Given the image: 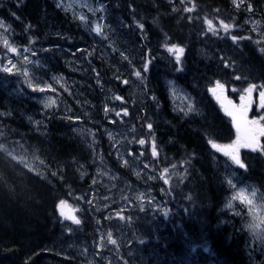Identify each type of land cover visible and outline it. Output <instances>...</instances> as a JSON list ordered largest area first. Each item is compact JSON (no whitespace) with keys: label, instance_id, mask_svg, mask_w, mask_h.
Masks as SVG:
<instances>
[{"label":"trees","instance_id":"16d2710c","mask_svg":"<svg viewBox=\"0 0 264 264\" xmlns=\"http://www.w3.org/2000/svg\"><path fill=\"white\" fill-rule=\"evenodd\" d=\"M102 2L106 34L111 38L106 56L88 28L58 0H0V19L14 32L13 44L32 46L35 51L31 60L35 82L31 84L23 72H4L0 67V264H90L96 218L89 212L90 221L83 220L77 231L57 207L61 201L80 202L78 194L91 185L95 163L103 161L123 171L105 133L98 129L110 104L126 111L122 121L131 127L128 139L156 165L151 184L156 197L164 202L174 199L182 211V207L188 210L179 225L168 223L155 208L145 210L150 216L142 223L148 217L151 222L137 231L145 244L155 246L160 264L166 259L178 262L185 250L182 234L194 232L197 222L226 264H253L238 231L243 225L227 220L222 210L232 186L212 143L235 133L209 89L219 82L235 89L233 99L250 84L264 91V36L239 27L247 9L232 0ZM250 3L264 22V5L257 6L259 0ZM206 21L212 22L216 35L208 31ZM221 21L232 25L228 35L220 36ZM231 36L237 41L231 43ZM174 44L184 47L181 64L165 53ZM1 55L0 45V59ZM50 76H61L66 83L60 87L70 93L65 107L59 99L53 105L38 91L37 86ZM168 77L183 82L201 98L196 114L183 116L176 111ZM248 108L264 127V108L256 104ZM83 125L91 126L94 136L83 132ZM262 139L257 150L241 151L247 168L235 167L239 181L248 178L264 195ZM152 142L158 146L156 158L150 152ZM96 154L101 156L99 161ZM163 165H169L165 174L161 173ZM171 172L176 176L166 180ZM79 243L86 250H76Z\"/></svg>","mask_w":264,"mask_h":264},{"label":"rangeland","instance_id":"374dc122","mask_svg":"<svg viewBox=\"0 0 264 264\" xmlns=\"http://www.w3.org/2000/svg\"><path fill=\"white\" fill-rule=\"evenodd\" d=\"M58 1L69 13H71L72 17L83 26H85V23L80 20V16H87L89 21L87 27L88 31L97 46L100 47L104 56L109 54L110 51H107L105 48H107V42L110 41L111 38L108 32L106 34L108 26L106 25L104 11L102 13L104 24L102 28L103 35H97L91 32V28L94 27L96 23L100 22L99 17L101 13H97L96 16H93L92 13L88 11V6L82 3L81 0ZM259 1L260 3H257V6L264 5V0ZM100 2L103 4L102 0H100ZM234 4L240 8L245 6L247 9L243 14V24L239 25V27H243L252 34H261L264 36V30L260 32L263 26L261 15L258 10L252 9V7L251 11L249 10V5H253L250 3V0H235ZM91 6L99 7V5ZM0 21L3 20L0 19ZM3 24L4 27H0V45L2 51V57L0 59L2 63L0 67L2 69L5 66L12 68L11 72L19 71L24 74L27 72L29 83L35 82L33 73L31 72V60L35 57V51L32 46H17L13 44L11 37H13L14 32L5 21H3ZM240 28H234L232 30L237 32ZM219 29L222 31L220 36L228 35V32H231L230 28L226 33L222 25ZM5 41L7 43H5ZM231 43H233V41ZM172 46L173 45L170 47ZM175 46L184 49V47L180 45ZM9 48H14L16 51L11 52ZM165 53L171 60L177 63L173 53L168 52L167 49ZM183 56L184 51L180 54V62L177 64H181ZM25 57H27V60H25ZM39 68H41V66H39ZM48 79L49 80L46 82L37 86L39 93H44L48 101L53 103V105H55L58 101L57 99H59L61 107H65L64 101H66L68 95L70 96V93L63 91L60 87L65 88L64 86L66 83L61 79V76H50ZM166 82L169 96L176 111L183 116H192L196 114L195 112L197 111V106L201 98H197L186 84L173 77L166 78ZM258 91H262V89L256 87L251 94L255 96V93ZM228 94L231 97L235 96L233 89L229 90ZM241 95H245L247 99V94H245V92H241ZM241 95H237L238 99L234 97V99L236 98V101L239 102V105L242 103L240 99ZM223 97L225 101H228L224 92ZM255 97H259V95ZM110 101H112V98L109 94V103ZM216 103L221 106L220 102L217 100ZM189 104H191L195 111H188ZM232 105L236 104L232 102ZM106 110L105 122L100 123L98 129H101V133H105V136L112 146L113 156L118 161L123 171L113 170L111 166L108 164L105 165L103 161L95 163L93 176L91 177V185L83 192H79L78 199H80V202L77 203V201L70 202L66 200L73 209L66 206L67 209L62 212V215L66 220H69L72 224L77 226V231L80 227L79 225L83 223V220H85V222L90 221L89 212L96 218L97 227L93 237L94 252L93 255L87 259L90 264H160L159 252L156 250L155 246L145 244V238L137 231V228H146L148 223L151 222V218L148 217L147 219L149 221L145 220V222L142 223L143 218L147 215L150 216L145 210L155 208L164 215V220H167L168 223L169 221H174L175 225H179L181 224L182 217L186 219L185 208L182 207L184 210L182 211L181 207L174 199L164 202L162 199L156 197L151 187L152 182L155 180L154 170L156 169V165L147 152L143 149L138 150L134 143L128 139L127 134L130 132L131 127H128V124L122 121L126 111L118 106L113 107L111 104L106 107ZM186 112H188V115H185ZM117 113H119V115H117ZM253 115L258 117L256 114ZM246 118L249 121L256 120L255 117H251L248 112ZM229 119L233 124L232 118L230 117ZM257 127L262 126L258 123ZM95 131H97V129ZM83 132L89 134L91 137L94 136V129L91 126L87 127L83 125ZM235 133L234 137L227 138L225 141L223 140V142H225L223 145H233L238 139L237 131H235ZM262 138H264V136L257 137L259 144L263 142ZM125 143L128 145L124 148ZM153 148H155V156L152 154ZM245 149L247 148L239 149V156L241 151ZM150 152L153 158L158 156V146L153 142L150 144ZM220 152L222 154L218 157V161L223 164V167H225L229 173L227 183H230L232 186V189L226 193L225 202L222 206L224 217H227V220L232 219L234 222L238 220L239 225H243L238 231H240V234L244 238L242 243H246L244 253L253 261V264L254 261H256L257 264H260V262L263 263V192L260 194V191L255 189V185L248 178L241 177L239 181L238 177L240 173H236L237 169L232 160L230 157L224 155L223 151ZM96 155L99 161L101 156L99 154ZM214 155L216 156L215 153ZM168 166L169 165H163L161 173L165 174V172L168 171ZM172 176H176V173L171 172L166 177V180H172ZM82 203L86 206V209L83 208ZM62 205H65V203ZM165 212H167V214H164ZM77 220L79 221L78 224L75 223ZM133 223H136L138 226L134 227ZM196 224L197 228L194 232H189L185 235L182 234L185 250L182 255L180 254L178 256V262H172L170 259H166L163 264H226L225 259L212 254L207 233L202 232L204 228L201 227V223L197 222ZM163 226L164 224L162 223L161 227ZM112 241H115V243ZM81 247V243H79L76 250ZM82 248L86 250L85 246Z\"/></svg>","mask_w":264,"mask_h":264},{"label":"snow or ice","instance_id":"6c2138e0","mask_svg":"<svg viewBox=\"0 0 264 264\" xmlns=\"http://www.w3.org/2000/svg\"><path fill=\"white\" fill-rule=\"evenodd\" d=\"M82 3H84L86 6H88V11L92 13L93 16H96L97 13H101L99 19L100 22L96 23L94 27L91 28V31L96 33L97 35H103L102 33V28L104 27L103 24V11H104V5L100 2V0H81ZM183 2V0H181ZM235 3V0H233ZM91 5H99V7H92ZM57 7H61L60 4L57 5ZM249 10L251 11V5H249ZM186 12H190L191 9L186 8ZM15 15V13H13ZM17 19H19L17 17ZM80 20L85 23V26L88 27L89 21L87 16L81 15ZM208 24V31L211 32L213 35H216V30L212 26L211 21H206ZM221 25L224 29V31L227 33L228 30L232 27L230 24H224L221 21ZM0 27H4L3 21H0ZM139 27H143V25H139ZM233 42L237 41V37L232 36L231 37ZM5 43H7L5 41ZM9 51L15 52L16 49L14 48H9ZM168 52L173 53L176 57L177 63L180 62V54L183 53L184 49L183 48H177L175 45L167 49ZM25 60H27V57H25ZM2 63V61H0ZM14 67V65H13ZM148 63L144 64V71H148ZM4 72H9L11 73L12 68H9L5 66L3 68ZM25 76H27V72H25ZM136 76L139 78L140 77V72H136ZM257 86L254 84H250L246 89H244L245 94H247V99L245 95H241V105L237 108L235 105H232L231 101H225V98L223 97V88L224 86L217 82V85L215 88H210L209 91L212 93V95L216 98L218 102H220L221 107L224 109L225 113L232 118V122L236 127V131L238 134V139L236 142H234L233 145H217L215 143H212L209 141V143H212V147L215 148L217 151H223L224 155L230 157L233 163L236 165H239L241 168L244 167V164L241 162L240 156H239V149L240 148H247V149H252V150H257L259 148V142L257 137L258 136H264V127H257L258 122L253 120L249 121L246 118L247 112H248V107L250 104V96L252 91L256 88ZM235 91V89H233ZM260 107L264 108V91H260ZM116 100L121 99L119 96L115 97ZM45 108L49 107V104L44 105ZM188 111L192 112L195 111L191 104L188 106ZM107 112V110H106ZM127 113H125L126 115ZM119 115V113H117ZM185 115H188V112L185 113ZM149 129L152 127L151 124L148 125ZM141 144L144 143L143 140L140 141ZM153 156L156 155L155 148H153ZM190 199V198H189ZM64 202L61 201V204ZM152 203V202H149ZM164 214H167L165 212ZM75 223H79V221H75ZM115 243V241H112Z\"/></svg>","mask_w":264,"mask_h":264},{"label":"water","instance_id":"95a60500","mask_svg":"<svg viewBox=\"0 0 264 264\" xmlns=\"http://www.w3.org/2000/svg\"><path fill=\"white\" fill-rule=\"evenodd\" d=\"M67 208L65 206H60L59 210L62 213L64 210H66Z\"/></svg>","mask_w":264,"mask_h":264}]
</instances>
